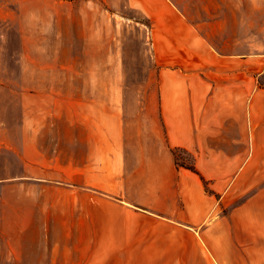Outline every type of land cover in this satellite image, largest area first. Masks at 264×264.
<instances>
[{"label":"crops","instance_id":"crops-1","mask_svg":"<svg viewBox=\"0 0 264 264\" xmlns=\"http://www.w3.org/2000/svg\"><path fill=\"white\" fill-rule=\"evenodd\" d=\"M50 1L40 25L78 17L97 43L88 87L66 74L61 89L97 91V99L20 102L0 168L13 164L29 180L28 190L11 186L17 195L7 202L18 234L33 220V259L54 264L57 252H78V264H100L98 251L156 259L196 251L208 263L264 264V52L247 54L239 25L186 13L223 8L211 0H104L137 12L151 30L146 67L129 87L97 3L60 16L80 5ZM40 85L59 89L49 74ZM55 222L69 239L79 235L76 246L68 238L62 252L48 245Z\"/></svg>","mask_w":264,"mask_h":264},{"label":"rangeland","instance_id":"rangeland-1","mask_svg":"<svg viewBox=\"0 0 264 264\" xmlns=\"http://www.w3.org/2000/svg\"><path fill=\"white\" fill-rule=\"evenodd\" d=\"M207 2V0H187ZM223 4L222 9L205 12L187 10L195 22L206 19H223V26L245 29L247 54L264 52V0H211ZM50 0H0V157L12 152L14 147V126L16 115L21 112L20 102H93L97 91L62 90L61 82L69 80L81 82L88 87L87 76L97 66V43L91 29L79 25V18H65L58 26L45 27V8ZM58 3L78 4L71 9L61 8L60 16L81 11L85 2L97 3V19H106L108 26L102 28V35L111 36L113 45L123 63V83L125 86L138 84L146 67L147 52L144 20L132 10H110L104 0H54ZM100 12V15H98ZM239 18V23L236 20ZM234 21V23L232 22ZM212 36V35H211ZM146 54V55H145ZM85 73V74H81ZM47 74L53 85L59 89L43 90L40 83ZM97 79V75L95 76ZM58 83V85H54ZM85 83V84H84ZM38 87V89H37ZM130 97L133 92H124ZM67 98L69 100H67ZM24 110V109H23ZM13 165V164H12ZM7 165L0 168V264H46L45 257L33 259L30 248L37 246L33 220L23 235L18 234L21 224L12 215L8 200L17 195L11 186L23 184L27 190L28 179L19 178V172ZM2 182V183H1ZM2 184H6L5 187ZM57 223V222H55ZM55 224L52 240L48 245L62 252L68 246L77 245L79 235L65 236L60 223ZM157 252L98 251L100 264H217L210 257V263L201 252L165 251L159 259L148 254ZM54 264H78V252L59 253Z\"/></svg>","mask_w":264,"mask_h":264},{"label":"built area","instance_id":"built-area-1","mask_svg":"<svg viewBox=\"0 0 264 264\" xmlns=\"http://www.w3.org/2000/svg\"><path fill=\"white\" fill-rule=\"evenodd\" d=\"M147 29V32H146V38H147V41H148V43L149 44H151V42H152V39H151V30L150 29H148V28H146Z\"/></svg>","mask_w":264,"mask_h":264}]
</instances>
